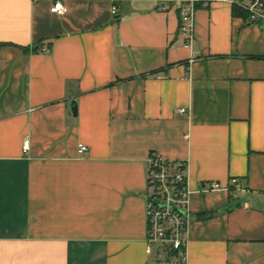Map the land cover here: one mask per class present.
<instances>
[{"label":"crops","instance_id":"obj_1","mask_svg":"<svg viewBox=\"0 0 264 264\" xmlns=\"http://www.w3.org/2000/svg\"><path fill=\"white\" fill-rule=\"evenodd\" d=\"M54 1L0 0V264H157L153 153L189 162L187 264H264V21L198 5L188 40L179 2Z\"/></svg>","mask_w":264,"mask_h":264},{"label":"built area","instance_id":"obj_2","mask_svg":"<svg viewBox=\"0 0 264 264\" xmlns=\"http://www.w3.org/2000/svg\"><path fill=\"white\" fill-rule=\"evenodd\" d=\"M179 2L178 17L180 31L191 40L194 29L196 6H209L215 2L228 3L245 12L251 23L264 21V0H163L161 10L168 9L167 4ZM115 14V8L112 10ZM50 13L63 16L67 8L63 0H56L50 7ZM48 53L47 49H43ZM28 142L23 145L24 152ZM87 152L83 145L77 153L82 156ZM188 160H171L160 154H150L146 165V252L154 255L157 264H187L188 226L190 222V197L193 194L189 185ZM203 192H239L247 191L232 179L222 186L211 183ZM200 191V192H202Z\"/></svg>","mask_w":264,"mask_h":264},{"label":"trees","instance_id":"obj_3","mask_svg":"<svg viewBox=\"0 0 264 264\" xmlns=\"http://www.w3.org/2000/svg\"><path fill=\"white\" fill-rule=\"evenodd\" d=\"M236 11H240L239 13L244 14L243 11H241L240 9L233 7V13L236 14Z\"/></svg>","mask_w":264,"mask_h":264},{"label":"water","instance_id":"obj_4","mask_svg":"<svg viewBox=\"0 0 264 264\" xmlns=\"http://www.w3.org/2000/svg\"><path fill=\"white\" fill-rule=\"evenodd\" d=\"M72 110H73V113L75 114L76 113V107H75V105H74V102L72 103Z\"/></svg>","mask_w":264,"mask_h":264}]
</instances>
